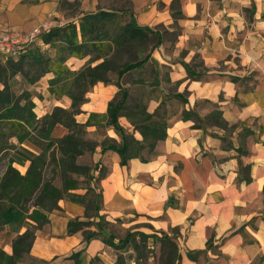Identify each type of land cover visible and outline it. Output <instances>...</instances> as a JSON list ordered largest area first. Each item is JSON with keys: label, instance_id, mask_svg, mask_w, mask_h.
I'll list each match as a JSON object with an SVG mask.
<instances>
[{"label": "crops", "instance_id": "crops-1", "mask_svg": "<svg viewBox=\"0 0 264 264\" xmlns=\"http://www.w3.org/2000/svg\"><path fill=\"white\" fill-rule=\"evenodd\" d=\"M61 1L0 0V27L23 31L46 18L54 23L78 20V12L67 13ZM77 1L80 12L103 7L100 0ZM170 2L129 0L127 17L162 34L149 53L155 80L163 81L161 68L166 65L168 83L174 92L184 93L185 101L177 100L175 109L166 111V135L155 141L150 152L142 147L139 156L123 165L117 151L102 150L100 144L80 155L86 157L82 163L92 165L95 175L99 168L105 170L91 183L101 192L94 220L101 215L123 219L126 224L133 214L147 216L154 228L172 236L180 264H264V0ZM167 32L173 33L172 41L165 39ZM34 44L54 54L41 35ZM193 54L202 60L204 78L187 77L181 62L190 61ZM88 57L69 56L66 62L77 69ZM101 58L95 56L92 63ZM53 75L47 71L29 84L28 89H42L50 97L40 99L32 93L38 117L51 111L50 104L70 105L68 95L55 96L49 91L48 79ZM117 90L114 82L97 81L86 91V100L75 114L79 122L86 121L91 112L98 114L91 117L95 124L86 126L88 135L98 141L102 139L96 132L100 128L103 136L120 141L112 126L103 125L107 102ZM155 92L147 99V110L161 100ZM182 109L190 114L186 119L181 117ZM215 111H219V119L214 117ZM118 121L131 130L125 116L120 115ZM56 127H61V134L67 132L63 124L56 123L51 136ZM132 133L140 138L137 131ZM12 140L17 141L16 137ZM21 145L40 151L29 139ZM237 146L245 152L238 153ZM14 164L24 172L28 161ZM58 204L60 208L48 212V222L36 229L28 253L16 264H73L74 258L68 254L82 243L83 228L68 231L67 221L88 217L77 201L61 198ZM23 229L6 223L0 230V247L11 253L12 240ZM94 242L92 251L79 255L80 264H88L94 256L100 264H116L117 250L102 239ZM196 250H200L196 260L187 257L188 251Z\"/></svg>", "mask_w": 264, "mask_h": 264}, {"label": "trees", "instance_id": "trees-1", "mask_svg": "<svg viewBox=\"0 0 264 264\" xmlns=\"http://www.w3.org/2000/svg\"><path fill=\"white\" fill-rule=\"evenodd\" d=\"M177 2L171 0L170 5ZM78 5L77 0H62V8H70L72 13L78 12V20L70 19L61 25H53L41 34L42 41L54 48L53 55L32 43L18 57H7L0 61V230L6 223L16 230L24 227L13 238L11 253L0 247V264H16L24 258L34 240L36 229L48 222V212L60 208L58 201L61 198L77 201L85 208L88 219L67 221L68 231L83 228L82 243L100 237L116 250L130 245L134 264H140L150 255L153 256L152 249L156 246L157 264H180V253L175 241L163 230L156 229L159 234H153L152 240L147 243L149 234L146 233L129 230L116 241L111 233L101 236L96 228L89 227L101 203V192L91 183L103 176L105 170L99 168L95 175L91 170L92 165L79 162L78 156L100 144L102 150L117 151L123 165L129 158L139 156L142 147L150 152L155 141L166 135V98L161 97L153 110H147V99L155 95L154 87L158 83L154 79L155 69L149 61L150 51H144L143 45L151 41L150 48L153 47L161 40L162 34L152 27L137 25L131 17H127L130 16L129 0H126L124 13L121 8L106 7L80 12ZM176 13L181 14L179 10ZM123 47L132 51L133 56L114 65L113 58ZM137 51L141 55H137ZM86 55L89 57L77 69L70 68L66 62L69 56L83 58ZM95 56L102 58L92 63L91 59ZM181 63L187 77H205L206 70L197 54H193L190 61ZM47 71L54 73L48 79L49 91L55 96L68 95L71 101L68 107L54 105L50 112L38 117L30 89L24 87L17 90L13 81L19 75L21 82L30 84ZM112 72H116V77ZM146 74H152V77L147 78ZM161 78L169 82L166 65H162ZM97 81H111L118 86L107 102L103 125L112 126L120 136V141L107 134L100 141L87 136L86 126L95 124L91 122V117L97 113L91 112L84 122L75 119V114L81 110V103L86 100V91ZM129 85L140 90L139 93L132 95ZM147 87L149 90H146ZM166 93L178 102L185 101L182 92ZM120 115L128 120L131 130L119 123ZM189 115L187 110H181L183 119ZM213 115L216 119L220 117L219 111ZM218 121L225 125L223 120ZM56 123L67 128L64 135H50ZM133 131H137L140 138L134 137ZM12 137H16L17 141H13ZM24 139L35 143L40 151L34 152L21 145ZM236 149L238 153L245 152L240 146ZM24 161H28V165L21 172L14 162ZM47 169L50 170L49 176H46ZM55 178H58L59 184L54 183ZM77 188H84L85 191L77 192ZM82 248L83 244L68 254L74 258L73 264H80L78 256ZM199 253L200 250L188 251L187 257L196 260ZM98 261L99 257L94 256L88 264H97ZM115 263L126 264L122 252H117Z\"/></svg>", "mask_w": 264, "mask_h": 264}, {"label": "rangeland", "instance_id": "rangeland-1", "mask_svg": "<svg viewBox=\"0 0 264 264\" xmlns=\"http://www.w3.org/2000/svg\"><path fill=\"white\" fill-rule=\"evenodd\" d=\"M100 6H103V7H106V8H121V9H125V6H126V0H100ZM66 11L67 13H72L73 10H71L70 8H66ZM125 12V10L123 11V13ZM127 12V11H126ZM164 37L165 39L167 40H170L172 41L173 40V33L172 34H164ZM150 42L149 41L148 43H145L143 45L144 47V51H150ZM35 44H33L34 46ZM137 55H141V52L138 53L137 51ZM132 51H129L127 49H125L124 47L119 51L117 52V55L113 58V64L114 65H118L120 64L121 62H123L124 60H128V59H131L132 58ZM91 62H93V59H91ZM162 70V68H161ZM114 77H116V72H112L111 73ZM147 78H151L152 77V74L151 75H147ZM21 77L18 76V77H15V82L13 81V85L15 84V88L17 90L21 89V88H24V87H29L30 85L27 84V82H21L20 81ZM154 79H155V75H154ZM158 84L154 87L155 91H158L161 95V97L163 98H166V106H164V110L165 111H171L173 109H175L176 107V103H177V99L176 98H172L170 97V95H168L166 92L169 91V93L171 94L173 91V85L169 84V83H166V82H157ZM130 88H131V94L132 95H137L139 93L140 90L138 89H134L133 85H129ZM146 90H149V88L147 87ZM30 91L32 93H35L40 99H49V95L48 93L45 92H42V89H37L35 90L33 87L30 89ZM182 94H184L182 92ZM169 98V99H168ZM53 107V104L49 105L48 108L51 109ZM226 125V123H225ZM227 126V125H226ZM231 126V125H230ZM229 127V125L227 126ZM57 129H54V133L52 134V136L54 137H57V136H62L64 135L65 133H62V129L61 127H56ZM96 132L100 133V136L101 138H103V128H100L98 130H96ZM89 137H91L90 135H87ZM93 138V137H91ZM141 157H143V155H141ZM78 161L82 163L83 160H86V157L85 156H78ZM50 175V170L47 169L46 170V176H49ZM54 183L55 184H59V180L58 178H55L54 179ZM72 200V199H70ZM74 201V200H72ZM98 215V214H97ZM98 218L96 220L93 221V228H96L98 230V234L101 235V236H108L110 233L114 236V240H120L121 238L124 237L125 235V232L127 231H133V232H142V233H146V234H149L148 237H147V243H150V241L152 240V236L153 234H159V232L156 230V228H154L152 225H151V220L150 218H148L147 216L145 215H136V214H133L131 217H130V220L128 221V223L126 224H123L122 221L123 219H120V218H104V217H101L100 216H97ZM100 240L99 238H93L91 240H88L86 243H81L78 247H80L82 244H83V248L80 249L79 251V255H82L84 256L86 254V252H89V251H92L93 248H94V245L96 244L94 242V240ZM77 247V248H78ZM114 248V247H113ZM156 246L152 249V254L153 256H149L145 261H141L140 264H157V257L155 256V253H156ZM116 252H122L123 254V258H125V263L126 264H134L133 260H132V255H133V250L130 248V245H125L123 246V248L121 249H118ZM127 254H129L130 256H127ZM151 254V252H150ZM79 257V256H78ZM97 264H100L97 262Z\"/></svg>", "mask_w": 264, "mask_h": 264}, {"label": "built area", "instance_id": "built-area-1", "mask_svg": "<svg viewBox=\"0 0 264 264\" xmlns=\"http://www.w3.org/2000/svg\"><path fill=\"white\" fill-rule=\"evenodd\" d=\"M63 24L62 20L53 22L52 19L46 18L39 24L28 30L19 31L8 25L0 27V61L7 57H18L24 52L35 40L53 25Z\"/></svg>", "mask_w": 264, "mask_h": 264}]
</instances>
